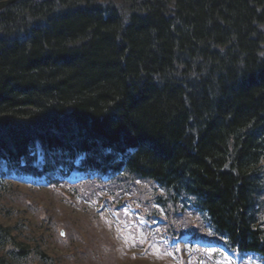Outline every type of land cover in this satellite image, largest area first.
<instances>
[{"label": "trees", "instance_id": "1", "mask_svg": "<svg viewBox=\"0 0 264 264\" xmlns=\"http://www.w3.org/2000/svg\"><path fill=\"white\" fill-rule=\"evenodd\" d=\"M78 157L120 186L162 191L153 199L169 235L180 230L175 209L191 205L208 238L264 256V0H21L1 10L0 160L52 178ZM2 210L0 264H56ZM100 243L87 256L97 264L114 254Z\"/></svg>", "mask_w": 264, "mask_h": 264}, {"label": "rangeland", "instance_id": "2", "mask_svg": "<svg viewBox=\"0 0 264 264\" xmlns=\"http://www.w3.org/2000/svg\"><path fill=\"white\" fill-rule=\"evenodd\" d=\"M3 193L7 195L0 197L1 215L5 214L2 207L14 209L11 216L5 217L6 222H9L8 225L21 224L22 229L18 230V237L28 243L34 239V244L39 240L37 244L42 246L41 249L46 251V254L52 255L56 264H97L87 256L90 254L91 245L94 247V244L100 240L105 242L109 240L108 242L115 243L118 249L117 257L113 260L112 256H108L112 255L109 253L103 264H181L177 260L176 253L173 252L172 257L167 253H161L156 246L147 242L144 234L138 229L133 234L129 227L131 223L123 226L111 219L105 206L87 204L75 193L64 188H59L57 194H53L49 189L30 191L25 185L19 184L16 187H8ZM149 193L150 191L147 190L146 194ZM140 194L142 197V193ZM14 195L17 196V200L10 199ZM132 205L136 206V204ZM110 209L114 211L113 208ZM136 209L141 212L138 207ZM86 210L89 213H86ZM93 215L98 217V229L93 226ZM50 222L56 227L63 225L69 232L66 244L59 243L53 228L48 225ZM57 229L59 230L60 227ZM185 249H180L181 254ZM31 264L38 263L33 261Z\"/></svg>", "mask_w": 264, "mask_h": 264}, {"label": "water", "instance_id": "3", "mask_svg": "<svg viewBox=\"0 0 264 264\" xmlns=\"http://www.w3.org/2000/svg\"><path fill=\"white\" fill-rule=\"evenodd\" d=\"M17 1L19 0H3V1H0V11L14 3H16Z\"/></svg>", "mask_w": 264, "mask_h": 264}, {"label": "bare ground", "instance_id": "4", "mask_svg": "<svg viewBox=\"0 0 264 264\" xmlns=\"http://www.w3.org/2000/svg\"><path fill=\"white\" fill-rule=\"evenodd\" d=\"M2 1H3V0H2ZM19 1H21V0H19ZM19 1H17V2H19ZM17 2H16V3H17ZM16 3H14V4H16ZM14 4H12V5H14ZM12 5H10V6H12ZM10 6H8V7H10ZM8 7H6V8H8ZM110 147H111V145H107V146H106V148H110Z\"/></svg>", "mask_w": 264, "mask_h": 264}]
</instances>
